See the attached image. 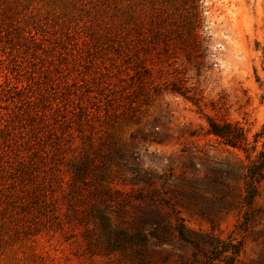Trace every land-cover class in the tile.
<instances>
[{
    "label": "rangeland",
    "instance_id": "rangeland-1",
    "mask_svg": "<svg viewBox=\"0 0 264 264\" xmlns=\"http://www.w3.org/2000/svg\"><path fill=\"white\" fill-rule=\"evenodd\" d=\"M263 127L264 0H0V264H264Z\"/></svg>",
    "mask_w": 264,
    "mask_h": 264
},
{
    "label": "trees",
    "instance_id": "trees-1",
    "mask_svg": "<svg viewBox=\"0 0 264 264\" xmlns=\"http://www.w3.org/2000/svg\"><path fill=\"white\" fill-rule=\"evenodd\" d=\"M194 27L195 26H193V30ZM192 32L193 31H191V33ZM175 92L180 93L182 95H186L185 91L175 90ZM209 125L211 132L221 137L226 144H230L232 146H241V142L247 140L244 132H240V130L233 126L231 123L219 122L214 119H210ZM262 133H264V127ZM258 137L256 140H258ZM259 159L260 160L254 161L252 163L247 173L248 188L251 193L255 192L258 175L262 174V169L264 168V150L260 152Z\"/></svg>",
    "mask_w": 264,
    "mask_h": 264
}]
</instances>
